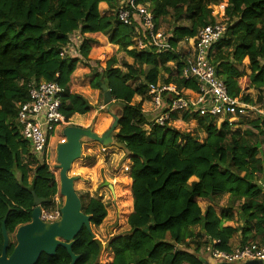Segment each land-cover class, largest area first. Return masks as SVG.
<instances>
[{
  "label": "trees",
  "instance_id": "16d2710c",
  "mask_svg": "<svg viewBox=\"0 0 264 264\" xmlns=\"http://www.w3.org/2000/svg\"><path fill=\"white\" fill-rule=\"evenodd\" d=\"M121 1L0 0V227L5 217L10 232L30 220L31 192L47 203L57 193L54 175L44 162L32 159L16 124L18 105L27 100V86L44 81L63 87L61 112L67 121L75 114L88 113L92 108L88 101L70 92V76L79 62L77 57L88 60L91 41L85 35L100 33L133 59L132 64L124 63L123 74L114 67L116 59L110 58L92 84L97 90L105 85L114 104L120 105L123 116L114 143L132 161L129 229L111 241L113 258L108 264H201V258L208 260L207 244L219 240L216 247L230 252L229 242L235 235L239 246L264 244V155L260 151L264 121L241 117L233 124L224 120L218 126L200 110L185 112V121L189 117L197 121L204 135L200 140L197 134L171 128L173 114L159 125L142 112L144 99L152 100L147 95L149 87L157 83L173 85L177 93L196 91L192 79L181 78L183 64L175 49L214 24V8L222 3L226 32L212 47L211 64L229 96L249 105L262 103L264 0H139L153 17L154 32L166 17H172L174 24L166 36L173 52L155 47L147 52L129 50L132 37L142 34L138 22L133 17L132 24L126 26L98 9L105 3L114 13ZM180 22L186 25L175 24ZM170 62L174 67L167 65ZM240 65L241 71L235 67ZM130 81L133 86L128 85ZM249 90L255 92L254 97ZM134 96L140 101L131 104ZM162 97L163 113L170 100L183 96L165 92ZM34 164L36 167H31ZM224 196L227 205L219 216L211 203ZM198 200L209 204L202 210ZM82 211L96 225L106 216L104 205L93 198L82 203ZM232 211L238 215L235 227L224 225L235 221ZM1 243L0 228V248ZM90 245L95 249L92 241ZM76 246L74 252L79 253ZM191 246L195 247L193 253L187 251ZM94 255L90 252L88 259L76 264H93ZM56 262L63 260L56 258Z\"/></svg>",
  "mask_w": 264,
  "mask_h": 264
},
{
  "label": "built area",
  "instance_id": "2783aa9c",
  "mask_svg": "<svg viewBox=\"0 0 264 264\" xmlns=\"http://www.w3.org/2000/svg\"><path fill=\"white\" fill-rule=\"evenodd\" d=\"M113 15L126 26L132 24L133 17L138 22L142 34L141 36L136 35L132 39V46L137 51L147 52L152 47L167 52L174 51L168 42V37L160 29L154 32L153 17L146 10V6L139 3V0H122ZM226 26V21L214 22V24L200 29L194 38L187 41L191 42V50L181 60L183 68L180 75L183 80L192 79L195 82L194 100L184 97L170 100L168 111L161 113L162 115H159L157 120L154 119L156 123L163 125L165 121L170 120L171 114L187 112L191 106L199 107L198 110L203 114L214 118L218 126L224 120L233 124L241 117L246 118L245 112L247 111L264 121V101L249 105L241 102L238 98L229 96L225 84L216 76L215 67L211 64L212 47L223 38ZM69 48L70 52L74 51L72 46ZM165 92L175 95L179 93L176 92L173 85L159 83L150 86L148 90L149 96H152L153 106L159 111L164 102L162 95ZM63 93V87L56 82H33L27 86L26 102L18 105L17 108L15 120L21 137L28 143L32 157L44 164L49 152L50 139L55 130L69 122L61 112ZM56 194L52 200L57 199ZM54 207L56 209L58 206ZM58 218L59 211L57 209L53 213L42 212L40 215L42 220ZM219 244V240H212L205 246L204 250L208 260L212 262L211 264L241 263L247 260L264 261V244L248 242L233 248L230 252L217 248L216 245Z\"/></svg>",
  "mask_w": 264,
  "mask_h": 264
},
{
  "label": "rangeland",
  "instance_id": "374dc122",
  "mask_svg": "<svg viewBox=\"0 0 264 264\" xmlns=\"http://www.w3.org/2000/svg\"><path fill=\"white\" fill-rule=\"evenodd\" d=\"M223 10V3L214 8L215 22H227V19L223 16ZM111 15H113L112 12ZM173 22L174 21L172 20L171 16L166 17V21L163 22L159 28L160 31L165 35H169L170 30L172 29V24H174ZM175 24L186 25L185 22ZM133 38L134 37H132V39ZM102 41L104 44L102 42L100 46L93 47L92 53L90 51L88 52V60L84 61L81 56L77 57L79 62H77L75 70L70 76V79H72L71 85L72 83L75 84L74 88L70 89V92L79 94L83 93L82 95H85L88 103H92V108L88 112V115H85L84 117L89 119L90 124L91 121L93 122L91 125H95V129L97 130L96 133L98 135H101L109 127L112 118L107 113L106 108L103 106L101 90L93 88V81H95V77H98L97 75L104 70V63L112 57L116 59V64L114 67L119 68L123 74L126 72L124 63H133V59L124 52L118 50L116 45H111L108 43L107 36H104ZM80 44L81 40L77 44V50ZM132 48L133 46L129 47L128 49L130 50ZM167 65L174 67L171 65V63H168ZM235 67L239 71H241L243 68L242 65ZM161 75L165 77L167 76L164 72H161ZM81 83L89 85L87 93L82 92L81 88H79L80 86L76 87V84ZM128 85L133 86L131 81L128 82ZM248 93H250L253 97L255 96V92L253 90H249ZM147 95L149 94L147 93ZM194 96L195 94L191 95L190 98L187 97V99L194 100ZM138 101H140V97L134 96L131 100V104H135ZM115 109H121L120 105L113 104L110 111L114 112ZM198 109L199 107L191 106L189 107L187 113L191 114L193 110ZM142 112L148 120H157L160 117L159 115H162V112H160L159 109H156L148 98H145L142 103ZM184 113L185 112H179L177 114ZM245 116L246 119L257 118L252 112L249 111L245 112ZM78 120H82V115L70 119L67 125L59 127L55 130L52 138L50 139L49 152L45 159L46 161L43 160L46 162L49 172L54 175L55 182L57 184L56 195L58 197L57 199H53L51 203L49 202V204H52L53 206H61L64 203V198L59 195V172L56 169L55 150L58 144L65 141L62 134L63 129L67 126H75L78 124ZM169 126L180 132L185 131L192 134H197L200 140L204 138V135L199 132L200 130L197 121L192 117H189L187 121H185L184 118L183 120L177 122L172 120L170 121ZM148 128V126H144L145 130H148ZM234 129L235 128L233 127L232 130ZM118 131L119 127L115 132L117 133ZM159 133L162 135L164 130L159 131ZM170 135L171 133H168V138ZM260 151L261 155L263 156L264 147H261ZM32 159L35 158L33 157ZM131 166L132 161H130V156H128L126 151H124L120 146H115V143L114 145L110 146H102L98 143L85 139L82 141V152L80 158L77 159L70 168L68 175L77 178L74 183V188L82 203H84L87 198H93L100 200L106 209V216L100 227L102 245H104L103 242L107 243L108 240H110V236L122 235L129 229L126 221L133 211L130 179ZM31 167H36V164L32 165ZM198 204L201 209L204 210L209 203L198 200ZM211 205L217 215L220 216L221 211L226 208L227 196L217 199V201L215 203H211ZM232 213L235 221H226L224 225H232L234 227L237 225L238 222L236 219H238V215L236 214V211H232ZM194 249L195 247L191 246L187 251L189 253H193ZM198 256L201 257L199 253ZM112 257L111 249L106 253V257L103 258L102 261L108 263L112 260ZM207 261L212 263L210 260Z\"/></svg>",
  "mask_w": 264,
  "mask_h": 264
},
{
  "label": "water",
  "instance_id": "95a60500",
  "mask_svg": "<svg viewBox=\"0 0 264 264\" xmlns=\"http://www.w3.org/2000/svg\"><path fill=\"white\" fill-rule=\"evenodd\" d=\"M102 92V103L106 108L107 113L111 116L112 121L109 127L101 134L98 135L93 131L92 127L81 128L78 126H67L63 129L62 134L65 139L63 143L57 145L55 150L56 169L58 170L59 181V194L64 198V203L60 208V221L56 227H51L52 235H56L66 241L73 238L80 230L82 225H85L89 229L90 216L84 215L81 211V200L76 194L74 183L77 180L76 177L69 176V171L72 164L80 158L82 152V141L87 139L98 143L102 146L114 145L113 138L115 137L116 130L118 128L119 121L123 116L121 109H115L111 112L110 109L113 105L110 90L105 85H100ZM33 197V209L30 214L32 222H37L40 219V205L45 203V199L38 198L34 192H31ZM5 220L1 224L2 232V249L0 254V264H34L41 252L49 255H54L53 249L55 244L54 239L48 238V242L51 245L50 248H45V242L39 241L36 237H31L30 232L35 230L32 226L20 227L16 233L17 245L10 255L6 257V248L8 244V237L5 229ZM34 227H38L34 226ZM95 243L99 245L98 241ZM65 247L70 256L71 263L74 264L78 256L71 253V244H60ZM109 244L104 247L107 248ZM100 247V246H99ZM102 249V246H101ZM201 264H211L206 258L200 259ZM215 264H264V261L247 260L241 263H215Z\"/></svg>",
  "mask_w": 264,
  "mask_h": 264
},
{
  "label": "flooded vegetation",
  "instance_id": "af4514ba",
  "mask_svg": "<svg viewBox=\"0 0 264 264\" xmlns=\"http://www.w3.org/2000/svg\"><path fill=\"white\" fill-rule=\"evenodd\" d=\"M45 166H47L46 163H45ZM61 206L56 207V209L59 211V218L58 219L42 220L39 218L40 220L37 222H32L30 219L29 221H27L25 223L17 225L11 232L6 230L7 237H8V244H7V248H6V257L7 258L10 257V255L12 254V252L14 251V249L17 245L16 233L19 230V228L24 227V226H30V227L32 226V228L35 230L30 232L31 237L32 238L36 237L41 242L44 241L45 242V248L51 247V245L47 241L48 238L54 239L55 242L59 243V244H55V248L53 249L54 255H49L47 253L41 252L38 255V258L34 264H57L56 258L63 260V262L61 264H70L71 263V256H70L68 250L60 244H65V245L71 244V246H70L71 253L78 256V258L74 264H76L77 261L82 259V258L88 259V257L90 256V252H92V254H95L93 264H108L109 262L105 263L102 261V259L105 258L106 253L111 250L110 243L118 235L110 236V240H108L107 243L103 242L104 245H102L101 229H100L101 223L99 225H96L91 221V219L89 220V229H87L85 227V225H82V227L77 232V234L68 241H66L60 237H57L56 235H52L51 227H56V225L59 224V221H60V208H61ZM32 209H31V211H32ZM56 209L54 206H52V204H49V202L47 203L45 200V203L40 205V215L42 214V212L53 213L54 211H56ZM81 211H82V203H81ZM82 213H83V211H82ZM84 215H86V214H84ZM87 216H89V215H87ZM37 225H38V227H34ZM5 229H6V227H5ZM1 237H2V232H1ZM95 240L98 241L99 245H97L95 243ZM91 241L93 242V245L95 246L96 251H95L94 247L90 245ZM2 244H3V239H2V243H1L0 254H1ZM106 244H109V246L107 248L104 247ZM75 245H77L76 250L79 251V253L74 252V246ZM101 246H102V249H101ZM112 256H113V252H112ZM67 259L69 262L65 263V261H67Z\"/></svg>",
  "mask_w": 264,
  "mask_h": 264
},
{
  "label": "crops",
  "instance_id": "0c3cea01",
  "mask_svg": "<svg viewBox=\"0 0 264 264\" xmlns=\"http://www.w3.org/2000/svg\"><path fill=\"white\" fill-rule=\"evenodd\" d=\"M99 12L101 14H106V15H111V12L107 9V5L105 3H100L99 4ZM86 39H89L91 42L89 43V46H90V52L92 53L93 52V47L95 46H100L101 43L103 42L102 41V38H104V36L100 33L98 34H87L85 35ZM104 44V42H103ZM191 42H180L176 49H175V52L177 54H179V57H180V61L187 56V53L191 50V46H190ZM171 65H175L174 62H170ZM71 81L72 79H70V89L74 88L75 84L72 83L71 85ZM76 84L78 86H80L79 88H81L82 92H85L87 93V90L89 89V85H85V84ZM179 93H181V95L183 94V96L187 99L190 98L191 95H194L195 91L191 90V89H182ZM73 94H79V93H73ZM83 94V93H82ZM82 94H79L80 96L85 97V95H82ZM87 100V99H86ZM90 105L92 104L91 102L89 103ZM114 104V103H113ZM92 106V105H91ZM85 115H88V113L82 115V120H78V124H76L75 126H78V127H81V128H89V127H92L93 128V131L96 133L97 130L95 129V125H91L93 122L91 121V124L89 123V119L84 117ZM183 115L184 114H174L172 115V120L175 122L177 121H181L183 120ZM77 116H79L78 114H75L72 118H76ZM71 118V119H72ZM89 126H88V125ZM232 226V225H230ZM234 227V226H232ZM230 247L231 249L235 248V247H238L239 246V236L238 235H235L231 238L230 240Z\"/></svg>",
  "mask_w": 264,
  "mask_h": 264
}]
</instances>
